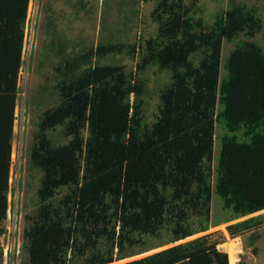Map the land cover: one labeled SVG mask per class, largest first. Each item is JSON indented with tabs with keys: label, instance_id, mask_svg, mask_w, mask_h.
<instances>
[{
	"label": "trees",
	"instance_id": "1",
	"mask_svg": "<svg viewBox=\"0 0 264 264\" xmlns=\"http://www.w3.org/2000/svg\"><path fill=\"white\" fill-rule=\"evenodd\" d=\"M156 1V35L129 51L134 72L99 62L122 44L72 59L62 37L51 44L62 52L60 102L40 114L31 147L42 178L37 211L25 216L27 264H229L222 232L191 238L222 224L232 238L264 226L255 215L264 211V43L253 41L264 23L235 1L211 25L197 17L201 0ZM29 4L0 0V239ZM240 38L223 62L224 44ZM151 66L171 74L153 123L142 110ZM217 124L225 132L215 158ZM215 197L225 215L212 221Z\"/></svg>",
	"mask_w": 264,
	"mask_h": 264
},
{
	"label": "rangeland",
	"instance_id": "2",
	"mask_svg": "<svg viewBox=\"0 0 264 264\" xmlns=\"http://www.w3.org/2000/svg\"><path fill=\"white\" fill-rule=\"evenodd\" d=\"M231 1L255 8L264 23V0H201L196 8L197 17H203L207 24L211 25L215 15L223 8H227ZM186 3H191V0H186ZM156 5V0H32L30 2L25 31L27 39H25L18 82L17 119L12 142L8 196L9 210L8 217L2 224L5 233L0 239L3 264H27L28 256L23 249V231L29 224L25 221V216L34 215L37 211V193L42 178L41 172L31 165V147L40 114L60 102L59 91L56 90L57 76L53 71L54 64L61 65V56L58 55L62 52L58 54L51 44H56L60 37L67 41L64 59H72L85 50L101 44H122L124 46L122 53L108 54L99 62L123 65L127 72H134L139 59L133 60L129 51L136 43L156 35L158 25L152 18ZM241 40L245 38L224 44L223 62ZM253 41L264 43V31ZM199 58L200 54L193 57L195 61ZM141 76L146 81L143 115L147 122L153 123L159 113L161 90L170 84L171 74L151 66ZM224 132L223 125L217 124L215 158L219 155L220 138ZM48 134L50 137L51 132ZM53 134L58 143L65 142L61 136V129L55 130ZM215 170L214 160L213 173ZM212 209V221L224 217L225 211L216 197L212 201ZM255 215L264 216V211ZM228 225L211 226L209 231L191 239L222 232L226 240L218 248L227 253L229 264H264V226L241 237L232 238L227 231ZM161 241L164 240H155L154 244L157 245ZM169 246L171 245L150 253ZM127 261L129 260L114 264Z\"/></svg>",
	"mask_w": 264,
	"mask_h": 264
},
{
	"label": "clouds",
	"instance_id": "3",
	"mask_svg": "<svg viewBox=\"0 0 264 264\" xmlns=\"http://www.w3.org/2000/svg\"><path fill=\"white\" fill-rule=\"evenodd\" d=\"M32 0H30V2H31ZM30 5V4H29ZM28 19V18H27ZM28 21V20H27ZM27 24V23H26Z\"/></svg>",
	"mask_w": 264,
	"mask_h": 264
},
{
	"label": "built area",
	"instance_id": "4",
	"mask_svg": "<svg viewBox=\"0 0 264 264\" xmlns=\"http://www.w3.org/2000/svg\"><path fill=\"white\" fill-rule=\"evenodd\" d=\"M26 39H27V34H26Z\"/></svg>",
	"mask_w": 264,
	"mask_h": 264
},
{
	"label": "bare ground",
	"instance_id": "5",
	"mask_svg": "<svg viewBox=\"0 0 264 264\" xmlns=\"http://www.w3.org/2000/svg\"><path fill=\"white\" fill-rule=\"evenodd\" d=\"M233 255V254H232ZM232 259H233V257H232Z\"/></svg>",
	"mask_w": 264,
	"mask_h": 264
}]
</instances>
